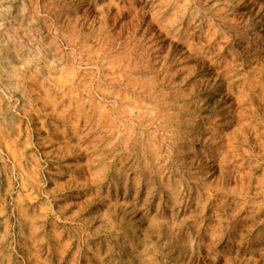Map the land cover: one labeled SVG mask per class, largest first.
Returning a JSON list of instances; mask_svg holds the SVG:
<instances>
[{
  "label": "rangeland",
  "instance_id": "1",
  "mask_svg": "<svg viewBox=\"0 0 264 264\" xmlns=\"http://www.w3.org/2000/svg\"><path fill=\"white\" fill-rule=\"evenodd\" d=\"M0 264H264V0H0Z\"/></svg>",
  "mask_w": 264,
  "mask_h": 264
}]
</instances>
